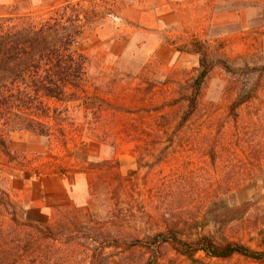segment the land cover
I'll list each match as a JSON object with an SVG mask.
<instances>
[{"label":"rangeland","instance_id":"1","mask_svg":"<svg viewBox=\"0 0 264 264\" xmlns=\"http://www.w3.org/2000/svg\"><path fill=\"white\" fill-rule=\"evenodd\" d=\"M14 1L0 0V5L9 6ZM32 1L35 5L50 0ZM112 1H117L115 14L108 15L102 26L84 33L77 45V50L90 59L91 74L104 76V92L94 101V107L102 112H86L71 105L67 126L87 129L99 121L101 132L107 134L114 132L111 122L116 120L118 137L100 142L86 131L82 140L75 134V141L84 143L74 148L66 166H75L61 177L68 185L82 181L85 187L79 198L73 194L69 204L83 207L90 199L88 176L82 169L86 162L111 160L114 166L120 163L118 173L133 185L140 204L151 200L156 209H164L174 199L186 203L180 215L195 213L198 219L181 227L184 238L211 235L219 243L240 241L264 250V159L254 162L256 149L264 142V77L256 75L249 80L245 76L247 67L264 65V0ZM199 47L207 50L215 67L204 82L195 114L183 130L176 132L175 126L187 108L185 99L199 74ZM119 79L121 83L111 85ZM255 84L260 86L257 99L250 108L239 109L236 124L230 105ZM51 105L63 107L54 102ZM162 115H167L165 130L154 128ZM131 125H140V130L124 131ZM137 134L155 135L160 144L150 147V139L138 138ZM49 143L48 138L32 132H13L8 144L20 158L9 162L0 152V168L6 178L3 186L11 191L24 222L37 219L25 209L26 190L31 199L43 177L58 174L50 171L41 179H27L18 160L37 158L36 165L48 161L49 153L64 155L61 149H49ZM220 143L223 150L215 154L212 148L216 145L220 149ZM250 143L258 147L252 148ZM12 168L19 177H10ZM95 174V179L101 178ZM228 183L235 186L228 189ZM61 208L51 211V221ZM233 208L240 211L223 214ZM137 213L138 219L129 228L140 242L108 247L101 264H264L241 256L209 258L203 252L194 261L170 245L153 246V235L167 228L158 214L148 219Z\"/></svg>","mask_w":264,"mask_h":264},{"label":"trees","instance_id":"2","mask_svg":"<svg viewBox=\"0 0 264 264\" xmlns=\"http://www.w3.org/2000/svg\"><path fill=\"white\" fill-rule=\"evenodd\" d=\"M116 2L50 0L34 5L32 0H15L9 6L0 5V152L9 162L20 158L12 153L8 137L13 132L26 131L48 138L49 149L55 147L64 153H49L48 161L36 165L37 158L18 160L27 179H41L50 171L60 176L67 175L75 166H66L68 157H72L75 147L84 143L75 141L76 133L79 140L83 139L85 131L100 142H111V136V140L118 137L116 120L111 122L114 132L107 134L101 132L99 121L87 129H82L81 125L67 126L71 105L86 112L93 109L95 114L102 112L94 107L97 105L94 101L104 92V76L91 74L90 59L77 50V45L84 33L102 26L108 15L115 14ZM196 52L200 54V70L185 99L187 108L175 126L176 132L183 130L195 114L204 82L215 67L204 47L197 48ZM245 72L249 80L256 75L262 78L264 65L252 69L247 67ZM118 83H121L120 79L112 81L111 85ZM259 90V85H252L232 102L230 113L236 124L240 117L239 109L242 106L250 108ZM52 102L63 107L53 106ZM166 118L167 115H162L156 119L154 128L165 130L168 126ZM139 127L125 126L124 131L137 132ZM137 136L149 138L150 147L160 144L155 135ZM73 143L75 146L72 147ZM215 146L212 150L219 154L224 145L220 143V149ZM250 146L256 148L258 144L250 143ZM256 152L254 162L262 161L264 142ZM112 164L111 160L86 162L82 169L88 176L90 199L87 205L76 207L68 204L55 211L54 220L47 218L38 223L20 219L11 191L3 186L6 178L0 168V264H101L103 251L108 247L133 246L140 242L129 228V224L138 219V211L148 219L150 215L155 217L158 214L167 228L153 235V246L170 245L178 254L194 261H197L196 255L203 252L209 258L241 256L264 263V250L253 249L240 241L219 243L211 235L184 238L186 235L182 229L198 219L195 213L186 217L180 215L186 210V203L174 199L164 209H156L151 200L140 204L131 189L133 185L118 173L120 163ZM95 173H99L101 178L95 179ZM9 175L19 177L13 168ZM103 176L105 180H101ZM223 185L219 186V191ZM226 185L228 189L235 186L234 183ZM240 208L227 209L223 214L235 215ZM81 248L85 249L82 253L79 251ZM75 256L76 259L78 257L76 261Z\"/></svg>","mask_w":264,"mask_h":264},{"label":"crops","instance_id":"3","mask_svg":"<svg viewBox=\"0 0 264 264\" xmlns=\"http://www.w3.org/2000/svg\"><path fill=\"white\" fill-rule=\"evenodd\" d=\"M83 187H85V184L82 181L68 185L59 175L43 177L37 187L35 197L31 199L28 197L30 193L28 189L26 190L27 193L24 194L25 197L27 196L24 201L26 211L31 214L30 216H37V219L31 218L29 220L40 222L49 218L52 210L67 206L75 197L79 198ZM73 194H76V196L74 197Z\"/></svg>","mask_w":264,"mask_h":264}]
</instances>
